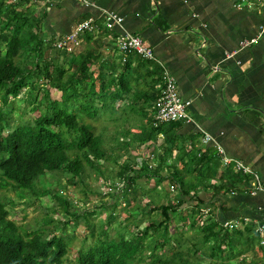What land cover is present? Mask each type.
<instances>
[{"label": "trees", "instance_id": "trees-1", "mask_svg": "<svg viewBox=\"0 0 264 264\" xmlns=\"http://www.w3.org/2000/svg\"><path fill=\"white\" fill-rule=\"evenodd\" d=\"M12 8L0 0V264H264V245L259 243L256 228L251 224H225L215 218L213 209L208 214L202 207L199 189L226 187L221 182H208L215 176L216 166L209 164L215 156L195 144L173 154L178 143L175 133L168 139L164 136L158 146L159 133L174 130L182 122L151 123V107L162 82L161 68H152L148 64L152 61L138 55L120 63L125 70L137 62L145 75H140L141 83L134 89L130 79H116L126 96H134L131 103L119 108L113 102L117 90L111 89V74L104 75L107 58L104 55L98 60L103 53L100 48L87 53L77 49L60 51L51 42L41 40L40 28L30 23V16ZM97 61L98 73L90 68ZM143 84L145 90L140 89ZM40 87L44 90L41 99L37 96ZM27 88L29 96L17 107L19 113L13 118L12 110L6 108L9 98H18ZM51 88L60 92L57 99L50 96ZM112 108L140 117L142 127L132 146L156 143L142 162L136 154L127 152L122 156L112 144L101 143L104 132H96L90 120L101 114L111 119ZM28 113L35 114L31 121H17ZM110 163L117 164L118 169H108ZM87 174L102 177L110 190L120 183L121 193L106 191L104 194L116 196L113 202L91 209L83 206V201L74 203L67 195L59 194L65 184L74 186V180L83 185ZM47 177L53 178L47 181ZM62 177L63 184L59 183ZM142 178L154 181V185L137 188ZM54 181L56 187L52 186ZM9 187L20 199L28 193L37 198L49 195L56 206L46 211H61L67 218L61 221L45 215L43 225L35 230L19 227L9 218L7 207L15 202L1 199V189ZM77 203L82 208L75 207ZM99 207L108 214L104 222H93L92 217L101 213ZM120 214L124 217L112 235L108 227ZM81 217L87 228L82 235L83 245L76 257L66 262L75 240L73 220ZM141 223L145 225L140 227ZM59 224L63 232L70 233L56 234L54 229ZM87 237L92 241L84 246ZM144 251H149L146 263L139 261Z\"/></svg>", "mask_w": 264, "mask_h": 264}, {"label": "crops", "instance_id": "crops-1", "mask_svg": "<svg viewBox=\"0 0 264 264\" xmlns=\"http://www.w3.org/2000/svg\"><path fill=\"white\" fill-rule=\"evenodd\" d=\"M2 1L30 16V23L40 28L44 43L54 42L84 18L91 16L100 24L105 12L120 16L122 28L107 30L100 24L101 29L93 35H82L77 52L100 48L103 53L98 60L104 55L107 58L104 75L111 74V89L117 90L113 102L120 108L131 103L134 96H126L116 79H130L134 89L141 83L140 75L145 74L134 61L129 68H120L115 43L121 32L140 36L153 51L154 60L148 64L152 68L162 64L174 77L179 95L191 100V120L159 133L158 146L164 136L168 139L175 133L178 143L173 154L195 144L215 156L213 164L209 163L216 166L215 176L208 182H221L226 187L199 189L198 197L208 214L213 209L215 218L228 225L251 224L256 228L264 222V189L254 190L250 175H237L232 167L224 170L215 154L218 144L227 156L248 165L264 183V32L259 34L264 24V0H240L242 5L237 4L239 0H92L93 6L77 0H19L14 5ZM248 2L250 7L245 4ZM241 40L252 42L241 46ZM98 62L90 66L97 73ZM113 63L117 65L112 67ZM136 75L139 77L134 81ZM145 87L143 84L140 89ZM205 133L209 138L203 143ZM143 144L137 143L130 151L140 162L150 154L148 145ZM224 171L228 173L224 175Z\"/></svg>", "mask_w": 264, "mask_h": 264}, {"label": "rangeland", "instance_id": "rangeland-1", "mask_svg": "<svg viewBox=\"0 0 264 264\" xmlns=\"http://www.w3.org/2000/svg\"><path fill=\"white\" fill-rule=\"evenodd\" d=\"M17 2H19V0ZM115 44L117 46V43ZM117 49H118V46H117ZM118 53H119L118 58L122 63L126 62L130 56H137L136 53L132 52L126 55L125 61H122V56L119 52V49H118ZM64 68H66V66ZM27 91H28V88L26 90L22 89V92L19 94L18 98H15V99L9 98V102L6 105V108L7 110H12L13 118H16V116L19 113L17 107L28 98L29 95ZM43 93H44V90H42V87H40V90L37 91V94H38L37 96L39 99L42 98ZM50 94L52 98L57 99L60 95V92L56 89L51 88ZM112 112L113 113L111 115V119L107 118L106 116L100 115L97 119L90 120V121L95 126L94 130L96 132H100V131L104 132V136H102L101 143L104 146L106 144H109V145L112 144L111 147L118 150L119 153L123 156L124 153L131 151V147H132L131 144L134 141L133 140L134 137H136L135 135L137 134L138 128H140L141 126L140 124L141 119L137 114H131V113L130 115L123 114L121 109L114 110L112 108ZM34 117H35L34 113H28L26 115H23L22 117H19L17 121L19 123L24 124L28 120L31 121ZM15 122H16V119H14V123ZM125 122L129 123L128 125H126L127 127L123 125ZM122 125L123 127H121ZM126 133H127V136L125 137ZM151 146H153V144H151ZM151 146L148 145L146 149H152L153 147L151 148ZM147 151L148 153L150 152L149 150ZM113 167H114V170L118 169L117 164L113 165L112 163L108 164L107 168L111 169ZM138 167L139 165L138 163H136V168ZM228 167H232V166H228ZM95 173H96L95 171H91V174H95ZM48 177L46 178L47 181H49L50 179L52 180L53 178V177H50V178ZM59 177L61 176L59 175ZM64 182H65V178L64 177L60 178L59 183L63 184ZM82 183L83 185H81V183H78L77 180H74V184H75L74 186L65 184L66 186L61 188V190L59 191V194L67 195L69 199L72 200V202L74 203L83 201L82 205L87 206V209H91L96 206H101V204L107 205L113 202L116 196L113 197V196L104 194L106 191H110L111 193H114V194L121 193L120 190L122 186L120 183H118L117 188H115V190L112 189L113 190L112 191L108 189V187L106 186V183L103 182V178L100 176H97L95 178L93 177V175L87 174L84 177ZM56 185H57V181H54L52 183V186L56 187ZM153 185H154V181H151V180L146 181L144 178H142L138 180L137 188L143 187V186L152 187ZM93 189L94 191H92ZM84 190L87 191L86 194L84 193ZM1 193H2L1 194L2 200L6 202L12 200L13 202H15L13 205H10V206L7 205V207L10 208L9 218L13 220L16 223V225H18L19 227H23L26 230H35L39 228L40 225H43L45 215H49L54 219H60L61 221L67 218V215L61 211L59 212H52L51 210L46 211V209H49L51 207L54 208L56 206V201H54L52 197H50L49 195L40 196L39 198H37L34 195L30 196V194L28 193L24 195L23 198L20 199L17 196L16 191L10 187L1 189ZM84 194L86 196H84ZM29 197H31V199H29ZM78 205L79 203H77L75 207H77ZM118 210H120V208H118ZM100 212L101 213L99 215L96 214L95 216L92 217L93 222H98V220L102 222L105 221L106 216L108 214V210L104 208L103 209L100 208ZM121 216L124 217V215L122 214L118 215L116 219L111 221V225H109L108 227L112 235H113L112 231L114 230L115 225H117V222L119 221V219L122 220ZM73 223L76 225L74 227L75 240L71 242L70 250L67 254L66 262H69L71 261V259L76 257L77 249L83 245L82 235L87 232L86 224L84 223V220L82 217L79 219V221L73 220ZM144 225L145 223H141L140 227ZM69 230H72V229H69ZM54 232L58 235H64V232L70 233L68 231L63 232L60 227V224L58 225L56 229H54ZM188 233L189 231L187 232V234ZM125 236L126 237L128 236V232H126ZM91 241H92L91 238L87 237L84 246H87L88 244H90ZM148 254H149V251H144L139 261L142 263L148 262L149 261Z\"/></svg>", "mask_w": 264, "mask_h": 264}, {"label": "built area", "instance_id": "built-area-1", "mask_svg": "<svg viewBox=\"0 0 264 264\" xmlns=\"http://www.w3.org/2000/svg\"><path fill=\"white\" fill-rule=\"evenodd\" d=\"M10 4L14 5L18 0H7ZM85 5L93 6L94 3L92 0H77ZM243 1V0H242ZM238 1V5L244 4V2ZM246 6L250 7L249 2L245 3ZM123 19L114 12H105L102 16V22L100 24L107 30H111L114 26H119L122 28ZM99 23L93 17H87L76 23L74 27L52 42V46L60 51L70 52L73 49H76L80 46L81 38L84 33H93L97 32L99 29ZM264 32V24L259 27V34ZM257 35V37L259 36ZM256 39V38H254ZM253 40V39H252ZM254 41V40H253ZM252 41L241 40L240 45H248ZM119 52L122 56V61L126 60V55L129 53H136L142 59L147 61L154 60V55L152 48L146 45L143 39L138 35H133L127 32H121L116 40ZM230 56V54H228ZM162 72V82L159 86V95L155 99L152 107V125L156 126L159 123L171 122L180 120L183 122H188L191 120L189 114V106L191 100L187 98H182L178 91L174 77L167 71L166 68L160 64ZM203 143H206L209 136L204 134ZM216 160L223 166L228 167L232 166L234 171L240 172L244 175H250L253 180L252 186L254 190L264 189V183L259 180L258 175L242 160L235 159L227 156L224 153L223 148L216 144ZM226 224V223H225ZM256 232L260 237V244L264 245V222H261L256 227Z\"/></svg>", "mask_w": 264, "mask_h": 264}]
</instances>
